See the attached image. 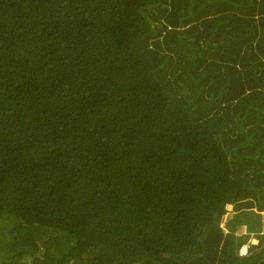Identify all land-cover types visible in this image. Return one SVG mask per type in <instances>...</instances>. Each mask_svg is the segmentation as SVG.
I'll list each match as a JSON object with an SVG mask.
<instances>
[{"label": "trees", "instance_id": "1", "mask_svg": "<svg viewBox=\"0 0 264 264\" xmlns=\"http://www.w3.org/2000/svg\"><path fill=\"white\" fill-rule=\"evenodd\" d=\"M0 264H264V0H0Z\"/></svg>", "mask_w": 264, "mask_h": 264}, {"label": "rangeland", "instance_id": "2", "mask_svg": "<svg viewBox=\"0 0 264 264\" xmlns=\"http://www.w3.org/2000/svg\"><path fill=\"white\" fill-rule=\"evenodd\" d=\"M234 210L232 208V206H227V213H225L222 218H221V226L224 229V231H227V223L229 220H231V218L234 216ZM262 219V218H261ZM236 220H239V215H236ZM246 227L244 225H239L236 227L235 233L241 236H244L243 239H245V244L243 245V247L240 249V253L244 254V252L246 251V249L248 248V243H255L256 240V234L255 233H249L247 235L246 233ZM245 250V251H244Z\"/></svg>", "mask_w": 264, "mask_h": 264}, {"label": "clouds", "instance_id": "3", "mask_svg": "<svg viewBox=\"0 0 264 264\" xmlns=\"http://www.w3.org/2000/svg\"><path fill=\"white\" fill-rule=\"evenodd\" d=\"M227 206H231V205H230V204H227V205H226V210H227ZM226 213H227V212H226ZM243 245H244V244H243ZM243 245L240 247V249L243 247ZM240 249H239V253H240ZM244 251H245V250H244ZM245 252H246V251H245ZM245 252H244V253H245ZM240 254H241V253H240Z\"/></svg>", "mask_w": 264, "mask_h": 264}]
</instances>
